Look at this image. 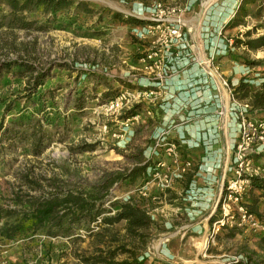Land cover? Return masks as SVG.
I'll return each mask as SVG.
<instances>
[{
  "label": "rangeland",
  "instance_id": "obj_1",
  "mask_svg": "<svg viewBox=\"0 0 264 264\" xmlns=\"http://www.w3.org/2000/svg\"><path fill=\"white\" fill-rule=\"evenodd\" d=\"M75 1L86 3L92 12L84 13L83 8L76 5L55 15L37 10L27 14L28 17L48 24V31L0 30V63L24 59L34 63L38 69H49L45 85L39 87L37 91L40 95L46 93L48 96V91L53 90L55 97L52 100L54 106L48 109L49 112L51 111L52 121L49 131L54 133V140L40 157H35L31 155L28 146L12 143L8 140L10 136L4 134L5 129L11 127L10 122L15 117L43 116V114L36 115L38 105L33 104L38 95L33 96V100L28 99V95H32L33 83L29 84L28 80L18 79L12 74L1 80L0 203L4 206L12 205L10 199L14 191L18 192L21 187L26 190L25 186H21L18 177L27 171H32L37 177L38 175L48 177L53 171L59 174L67 169L72 172V182L94 185L108 172H123L147 162L151 163L147 176L149 180L157 164L162 160H168L163 151L154 153L158 138L154 136V132L159 124L156 123L154 113L155 109L161 106L158 101L162 98L154 104L142 103L121 112H107L104 108L106 102L102 101L101 96L108 89L107 83L113 89H117L119 94L125 90L121 81L132 83L135 89L145 90L144 83L147 77L140 59L150 43L148 39L138 38L136 35L144 26L122 23L115 20L113 15L121 14L125 19L138 18L155 2L187 6L192 0ZM237 1L240 4L241 0H203V5L198 2L186 15L192 28L193 51L201 52L199 43L201 39L203 50L205 49L207 53L215 50L223 52L220 59L216 60L222 75L226 77L223 68L224 70L235 68V74L243 70L245 81L256 90L264 83V48L252 51L245 47L235 48L233 45L235 39L246 40L244 33L249 30L255 29L252 38L264 36V17L261 19L249 17L246 19V25L234 28L236 30H233L232 34H226L229 48L216 47L212 41L214 29L222 30L223 37L226 27L221 29V20L226 14L234 11ZM227 2V8L223 6L220 11L222 4ZM213 3L216 4L207 13L199 39L196 34L197 27L201 26V18H204L209 5ZM252 9L255 10L253 7ZM229 40H232V44H229ZM226 52L228 53L225 54ZM251 62L257 65H249ZM85 71H90V76L81 74ZM97 77L101 78L100 84L96 81ZM82 89H86L89 99L84 105L83 112L78 114L75 102ZM234 99L250 105L249 101L239 100L235 95ZM136 107H138L137 114L123 118L127 112ZM9 108L10 110H7ZM245 115L252 122L264 121V114L253 111L252 107ZM231 120L234 122H231L232 126H238L239 133V124L233 114L228 117L226 126ZM2 124L4 129H1ZM64 137L66 142L62 141ZM82 143L96 144V150L82 154L70 151L71 146ZM252 147L253 151L249 154L248 160L256 171L254 175L264 177V141H257ZM232 150L234 151L233 148ZM182 159L181 157L180 163L187 162ZM192 166L193 163L190 169ZM230 178H233V175L228 173L227 179ZM178 180L167 190L151 185L147 197L141 196L139 192L147 181L139 180L133 184L125 181L116 185L108 197L109 202L105 206L108 210H111L112 203L117 201H133L149 209L150 215L156 219V225L150 232L151 239L146 249L142 251L148 257V263L237 264L240 261L246 262V257L253 252L254 260H264V250L258 245L261 233L247 227L234 226L222 229L213 238H208L203 252L199 250L200 240L206 234L209 235L213 223L219 218V208L213 212V222H210L211 219L206 222L207 229L202 235L199 234L187 241L190 234L184 236L178 233V228L186 225L190 219L182 216V212H172L173 215L170 216L161 211L166 206L165 201L169 199L168 191ZM256 195L262 194L256 192ZM249 199L250 183L243 197L244 205L249 203ZM161 200L163 203L157 204ZM181 202L172 204L173 208H182L178 206ZM153 207L159 208V214L151 211ZM259 210L261 220H264V197L260 198ZM168 222L170 227L166 225ZM121 228L122 225L119 226V229ZM34 231V228H31L15 240H5L0 237V264H81L76 254L92 250L90 245L93 241L90 238L74 245L68 243L66 239L52 238L43 232ZM186 243H190L192 247L187 246ZM184 250L185 260L173 255L176 253L182 257Z\"/></svg>",
  "mask_w": 264,
  "mask_h": 264
},
{
  "label": "trees",
  "instance_id": "obj_2",
  "mask_svg": "<svg viewBox=\"0 0 264 264\" xmlns=\"http://www.w3.org/2000/svg\"><path fill=\"white\" fill-rule=\"evenodd\" d=\"M75 5L83 8L84 13L92 12L86 3L75 0H0V30L48 31V24L30 18L27 14L43 10L55 15ZM252 7L255 8L254 11ZM249 17L260 19L264 17V0H241L234 18L225 29L246 25V19ZM113 18L134 26L147 25V21L135 17L125 19L121 14H114ZM254 30L244 33L247 38L244 41L235 39L233 47H245L252 51L264 48V36L252 38ZM249 65L256 66L257 63L251 62ZM9 74L18 79L28 80L29 84L33 83L32 95H28V99L33 100V96L38 95L33 104L38 105L36 115L43 116L15 117L10 122L11 127L5 129L4 134L10 136L8 138L10 142L24 144L30 148L32 156L40 157L54 140V133L49 131L52 121L51 111H48L54 106L52 102L55 98L54 91L49 90L48 96L46 93L40 95L37 91L39 87L45 85L49 69H38L34 63L24 59L0 63V84L2 78ZM81 74L90 76V71ZM100 79V77L96 79L98 84ZM121 83L124 85V91L135 89L130 82ZM107 88L101 96L106 104L122 93L118 94V90L113 89L109 83ZM233 94L239 100L249 101L253 111L264 114V83L259 89L254 90L253 86L243 79L238 86L233 87ZM88 99L86 89H82L75 102L78 114L83 112ZM137 111L138 107L127 112L123 118L133 117ZM1 129H4L3 124ZM65 137L62 139L63 142H66ZM95 150L96 144L82 143L70 147L71 152L81 154ZM150 166L151 163L147 162L123 172H108L94 185L72 182V172L67 169L59 174L53 171L48 177L43 175L37 177L32 171H27L18 177L21 186H25L26 190L21 187L18 192L12 193L11 206L0 203V237L15 240L34 228V232H43L52 238L66 239L68 243L74 245L84 242L86 238L92 239L91 251L76 254L81 264H157L148 263V257L142 252L146 249L151 239L150 232L156 225L149 209L133 201L112 203L111 210L105 207L109 202L111 190L116 185L125 181L132 184L139 180L148 181ZM256 192L262 195L257 196ZM261 197H264V177H250V199L245 207L259 219H262L259 210ZM210 222H213V218ZM258 245L264 250V232L259 237ZM253 253L246 257V262L240 261L237 264H264V260H254Z\"/></svg>",
  "mask_w": 264,
  "mask_h": 264
},
{
  "label": "built area",
  "instance_id": "obj_3",
  "mask_svg": "<svg viewBox=\"0 0 264 264\" xmlns=\"http://www.w3.org/2000/svg\"><path fill=\"white\" fill-rule=\"evenodd\" d=\"M198 2L203 5V0H192L187 6L155 2L138 17L147 21V25L136 35L138 38L148 39L150 43L140 59L143 72L147 76L144 83L145 90L123 91L115 100L105 104L104 108L107 112H121L142 103L154 104L164 96L169 82L179 76L182 70L191 66L200 68L203 75L210 79L215 89L219 91L223 102L224 96L221 94V88L226 91L228 117L230 118L233 114L239 124L238 141L233 147L234 151L230 150L220 196L214 209L215 212L219 208V218L213 223L208 238H213L222 229L234 226L247 227L254 232L263 233L264 220L248 212L243 203V197L250 183V177L256 176L254 175L256 171L252 168L248 156L253 151V144L257 141H264V122H252L247 119L245 113L251 110V106L234 99L233 87L229 79L222 75L216 64V53H207L205 49L203 54L193 51L192 28L186 15ZM215 4L209 5L201 21V29L206 21L207 13ZM218 35H222V30L218 31ZM229 44H232V40H229ZM222 106L219 115L225 117L224 103ZM168 132V130L160 132L161 134L156 139L154 153L163 151L171 162L162 160L157 164L151 179L139 191L143 197L148 196L152 186L161 190L171 188L174 182L182 178L192 165L191 161L180 163L179 145L169 141ZM228 173H231L233 178L227 179Z\"/></svg>",
  "mask_w": 264,
  "mask_h": 264
},
{
  "label": "crops",
  "instance_id": "obj_4",
  "mask_svg": "<svg viewBox=\"0 0 264 264\" xmlns=\"http://www.w3.org/2000/svg\"><path fill=\"white\" fill-rule=\"evenodd\" d=\"M236 3L233 14L228 13L221 20V29L226 27L236 13L239 2ZM227 5L228 2L223 3L220 11L223 6L227 8ZM201 21L202 18L200 23ZM200 30L201 26L199 25L196 30L199 39ZM233 30L236 29H225L222 37L218 35V29H214V33L212 32L214 34L213 44L216 47L227 48L229 45L226 34H232ZM199 43L202 53L201 39ZM218 51L211 52L216 53V59H220V55L224 54ZM234 69H222L226 78L232 76V78H229L230 82L234 81L231 84L232 87L238 86L240 81L245 79L243 70L235 74ZM221 94L224 96V102L211 80L203 75L200 68L191 66L182 70L179 76L174 77L169 82L167 92L158 101L161 106L155 109L154 113L156 123H159L154 136H158V133L163 130H168V139L179 145L182 160H191L193 163L192 168L186 175L168 191L169 199L168 201H165L166 198L164 199L166 206L161 210L170 216L173 215L172 212H182V216L190 219L186 225L178 228V233L184 236L190 234L187 241L205 233L207 229L206 222L213 218L214 207L220 196L225 166L230 158V150L234 147L238 138V126H232V120L226 126L228 121V97L223 88H221ZM223 103L225 118H221L219 115ZM168 161L171 162L169 159ZM178 201H182L178 203V206H182V208H173L172 204ZM159 203H163V200L157 204ZM151 211L159 214V208L157 207H153ZM152 218L156 221L154 216ZM202 218L204 220H201ZM166 225L170 227L169 222ZM207 243L208 235L206 234L198 244L201 252L204 251ZM186 245L192 247L190 243H186ZM184 252L186 251H183L182 257L176 253L173 255L185 260L186 255Z\"/></svg>",
  "mask_w": 264,
  "mask_h": 264
}]
</instances>
